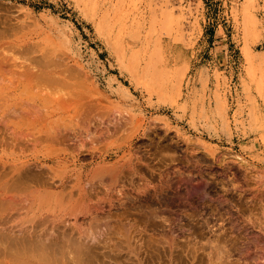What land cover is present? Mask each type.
<instances>
[{"label": "rangeland", "instance_id": "obj_1", "mask_svg": "<svg viewBox=\"0 0 264 264\" xmlns=\"http://www.w3.org/2000/svg\"><path fill=\"white\" fill-rule=\"evenodd\" d=\"M263 18L264 0H0L1 21H8L10 29L14 25L18 28L13 29L16 33L11 29L10 36L4 41L25 43L37 54H54L67 62L73 71H79L76 72L82 76L80 81L84 82V88H75L81 92L73 97L76 102L70 103L71 108L90 102L96 105L89 117L94 118L99 113L100 117L107 118L111 117L109 113L116 105L117 109L122 108L123 117L126 115L130 119L126 125L119 122L123 128L109 140L94 145L93 150L109 154L105 162L119 160L124 153L123 160H126L130 152L134 157L142 158L141 166L148 164L145 166L148 171L143 166L140 170V162L132 160L129 171L134 175L128 172L132 176L128 177L127 173L124 178L127 181L115 185L126 191L122 197L117 198L113 196L116 193L111 192L113 198L110 200V194L98 192L93 199L100 204L110 200L109 203L116 204L119 212L126 210L124 214L116 213L118 211L113 208L109 215L98 211L92 213L93 216H79L83 232H68L66 238L59 231H52L49 223L38 222L23 206H15L7 198L8 193L0 188V221L6 223L3 231L4 225L0 224V264H66V259L72 264H149L155 260L152 257H163L162 250L168 252L165 255L167 264H175L173 259L177 257V260L181 259L178 260L180 263L186 260L185 252L189 247L186 243L192 246L194 237L198 236L195 234L202 233L204 220L209 221L212 216L214 203L211 200L220 196L235 202L238 199L236 194L242 192L238 190L240 187L247 195L251 192L246 189H251L256 181L264 185ZM3 50L0 48V53L18 57L11 49ZM100 105L104 108H99ZM93 113L97 114L92 116ZM142 130H145L144 138ZM138 131L140 134L135 136ZM99 146L103 148L99 149ZM71 160L69 157L68 171L74 169V172H70L68 185L75 182L79 167ZM80 161L78 164H85L90 159ZM134 162H138V169ZM233 184L240 187L234 189ZM139 186L142 187L140 190ZM154 189L158 190L157 193ZM124 196H131L128 199H133L129 200L132 205ZM98 197L100 200L96 199ZM119 202L125 206L121 207ZM5 205H13V208ZM14 208L20 209L15 211ZM198 211L206 216L204 220L198 217ZM191 216L193 218L189 219ZM20 220L22 222L18 223ZM194 220L198 226L194 225ZM33 222L42 224V227L39 225L38 229L32 230L33 225L35 227ZM188 224L193 229L196 227L190 243L188 240L193 229L188 231L190 236L184 232L190 227ZM181 225L187 227L183 229ZM9 227H13L12 230ZM27 236L31 241L34 237L37 244L27 241ZM49 236L65 246H49L55 241ZM78 236L84 238L76 241ZM186 236L190 239L187 240ZM89 237H92L91 241ZM195 239L193 243L197 247ZM44 240L47 241L44 243ZM164 240L167 246L162 245ZM172 242L179 244L178 247ZM182 243L186 244L184 248L180 246ZM252 244H249L251 248L254 247ZM162 246L167 247L166 252ZM169 249L173 256L178 252L176 258L169 255ZM152 251L156 255H152ZM154 260L150 264L164 261ZM178 261L176 264H180Z\"/></svg>", "mask_w": 264, "mask_h": 264}, {"label": "bare ground", "instance_id": "obj_2", "mask_svg": "<svg viewBox=\"0 0 264 264\" xmlns=\"http://www.w3.org/2000/svg\"><path fill=\"white\" fill-rule=\"evenodd\" d=\"M7 22H6V20L1 21V19H0V48L2 51H5V50H3L5 48L8 51H9V49H11L12 54L17 53L18 55L17 54L16 55L18 57H16L15 55H11V53H10L11 56H8V55L6 56V55L0 53V188H1V191L4 190L5 191L4 193H8V197L7 196L6 197L9 198V200L12 201L15 206H18V205H20V207L23 206L25 208V210L32 213L34 218L36 217L39 220L38 222L42 223V221H43L44 223H46V222L49 223L50 228L53 229L52 231H54V230L59 231L58 233L59 234L61 233V236L63 235L62 237L65 236V238H66V236H68L67 233L68 232L71 233L72 231H74V232L77 231L75 233L80 234V231H81V233L83 232V230H81V228L83 226H82V223L80 222L81 218L78 219L79 216H84V215L90 216L92 213H96V212L98 213V211L102 212V213L108 212L106 215H109V213L112 211V209L116 207L115 206L116 204L115 205L112 204L113 202L109 203L111 198H113V196L117 197L119 195H121V197H122V194L123 195L126 194V193L124 194V192H126V191H124V189H121L122 187L118 186V189L116 188V186H115L116 183L120 182L121 184H124L123 180L126 177L125 175L128 172L132 173L129 171L130 170L129 168H131L130 166H131L132 160L135 159L136 161L140 162V164H139L140 166H141V163H143L141 157H139V156L134 157L132 154H130V152L128 153V158H126V160H123L124 157L126 156V153H124L119 158V160H116L113 162H105V160L107 159L109 154L103 155L99 152L100 150L98 152L93 150L94 145L99 144L102 141L109 140L111 137L115 136V133H117L119 130H121L123 128L119 124V122L123 121L122 125H126V124L130 123V119L126 118V115H124L125 117H123V114L121 111L122 108H120V110H119V109H117L116 105H114L112 107L111 113H109L111 115V117H107V118L106 117L105 118L100 117L99 113L94 118L89 117L90 111H93L92 108H94L96 105V104L93 105L90 102L87 104L82 103V105H80L79 107L73 106L75 108H71V106H69V105L73 104L72 102H74V101L76 102V100H74L73 97L79 96L80 92H81L78 89L77 90L79 92L75 91V88H77V87L82 88L84 85V82L80 81V77H82V76L79 77V74H78L79 71L76 70L78 73L76 71H73L70 68V66H68L67 62H64V60L62 58H59L54 54L53 55L51 53H50V55L37 54V51L34 48L33 49H32V47L30 48L25 43H17L14 41H11V42L10 41H4L5 39H7L10 36V30L12 29V31H15L13 29L17 28V26H16V28H14L15 27V25H14V27L10 29V25ZM10 24H12V23H10ZM15 33H16V31H15ZM13 50H15V52ZM80 75H81V73H80ZM78 98H80V97H78ZM83 98H86V97H81V99H83ZM83 102H85V101H83ZM102 107L104 108V105L99 107V108L102 109ZM115 113H116V115H115ZM94 114H97V113H93L92 116H94ZM117 114H118V117H117ZM101 115H102V112H101ZM119 115L122 117H120ZM118 125H120V127H118ZM146 130H148V129H146ZM137 134H140V132L138 131L135 134V136ZM141 135L144 138L145 130H142ZM142 137H141V139H142ZM120 138H121V136H119V139ZM123 138H124V135H123ZM104 145H105V143H104ZM103 146H99L98 148L99 149H100V147L103 148ZM145 150H147V149H145ZM134 151H137V150H134ZM71 153H72V155H71ZM153 154H155V153H153ZM147 155H148V153H147ZM69 157L72 159L71 161L74 163V166H79L78 169L76 170L75 182L71 185H68V182L70 183L69 176L71 174L70 172H74V169H71L70 171H68L69 166L67 165V162H68ZM82 159H84V161L86 159H90V162L85 163V164H78V161H80ZM170 159L172 160V158H170ZM121 160H122V162L118 164V162ZM47 162H49L50 165H46ZM138 162H134V166H136L135 168H137L138 165L136 163H138ZM147 162H148V158H147ZM145 163H146V161H145ZM140 166H138L139 169L142 168L143 165L141 167ZM145 166L148 167V164L143 166V168H145V170H146L147 168ZM87 167H89L88 170L86 172H84L83 170ZM143 168H142V170H143ZM137 169H135V170L140 172ZM147 171H148V169H147ZM129 173L127 174V176L129 175ZM228 173H230V172H228ZM245 175H247V174H245ZM129 176H132V175H129ZM181 176H180V178H181ZM257 176H255V177H257ZM135 177H137V176L135 175ZM182 177H184V175ZM252 177H251V180H253ZM127 179L129 181V178H127ZM132 179H133V177H132ZM185 179H187V178L185 177ZM70 180H71V178H70ZM72 180H73V178H72ZM131 181H133V180H131ZM181 181H182V179H181ZM176 184H177V182L175 183V185ZM204 184H206V183L204 182ZM240 184L242 186V183H240ZM248 184H250V183L248 182ZM262 185H263V183L260 181H256L255 183H253L251 185L252 186L251 189H249L250 187L248 189H246V191L249 190L251 192V193H248L250 195H248V194L245 195L246 194L244 192L245 190H243V188L240 187L239 185L236 184V187L234 184L231 185V187L233 186L234 189L235 188L237 189V186L240 187L238 190H242V192L245 193V194L242 192L237 193L238 195L236 194V196H238V199L235 202L224 200V199L220 198V196H219V198H216L214 200L210 199L212 201V203H214V205H213L214 207L212 208L213 210H211L212 216L210 215L211 216L210 220L208 221V220L203 219L206 217V216L204 217V214H202L203 210L200 211L202 213H200L198 211L199 212L198 217H200L202 220H204V222L202 221L204 223V225H203V227H201L203 229L200 228L202 230V233L200 234L201 231L198 232L199 234L195 232L196 236L200 235L199 241L197 239L198 236L194 237V230L196 227L193 229V228H191L190 224L187 225L190 227L181 225L183 227V229H184V227L185 228L187 227L186 228L187 231H185V229H184V232H188V231H191V229H193L191 231L192 234H190L191 236L189 235V232H188V235L191 237V239H190V237L186 236L187 240L190 239V240H188L189 243H190V241H192V239H193L192 237H194V239L196 238L198 241L197 247H196V243H193L194 239L191 243L192 246L184 241L187 244V246L189 245L187 251L185 252L186 253L185 259L187 261L184 260L182 257L184 262L182 261V263H180L178 260H181V259L177 260L178 257L176 258V255H177L176 253H178V252H175L174 256H173L171 254L170 249H169V255H172L171 256L172 258L173 257L176 258L173 260L176 261V263L178 261V263H180V264H183V263H185V264H264V192H263L264 190H261L264 185L263 186ZM124 186L126 187L127 185L125 184ZM124 186H123V188H124ZM141 186H139V190H140V188L144 187V186H142V187ZM196 186L199 187V185H196ZM196 186H193V187L195 188ZM201 186H203V185H201ZM130 187H132V186H130ZM198 187H196V189H198ZM133 188H132V190H130V188H129V190L131 192L132 191L135 192V189H133ZM200 189L202 190L203 188L200 187ZM234 189H232V190H234ZM99 190H101V191H99ZM154 190H156V189H154ZM238 190H234V191L238 192ZM137 191L138 190H136V193H138ZM147 191H148V189H147ZM157 191L158 190H156V193H157ZM160 191H162V190L160 189ZM249 191H247V192H249ZM98 192H104L105 194H110L111 192H115L117 195L113 194V196H112V194H110L112 197H110L109 202L108 201H107V203L105 202L107 204V205H105L104 202H103V204L102 203L100 204L98 201H93V199L95 197H97ZM226 193H227V191H226ZM206 194H207V192H206ZM140 195L143 196L142 194H140ZM134 196H135V194H134ZM99 197H100V194H99ZM99 197L96 199L100 200ZM101 197L103 198V196H101ZM124 197H127V196H124ZM130 197H127V199ZM203 197L205 198V196H203ZM105 198H107V197H105ZM117 198H119V197H117ZM121 200H119V201L121 202ZM129 200H133V199H128V201ZM112 201H113V199H112ZM208 201H209V198H208ZM211 201H209V202L211 203ZM120 202H119V205L121 204ZM117 203H118V201H117ZM130 203L132 205V202H130ZM189 204H191V203L189 202ZM224 204H225V206H224ZM122 205H123V203H122ZM122 205H120V206L122 207ZM168 205H167V207L165 205L166 209H168ZM5 206L9 207L11 205H5ZM123 206H125V205H123ZM129 206H130V204H129ZM135 207H137L136 204H135ZM165 207H164V209H165ZM224 207H226V208H224ZM16 209L19 210L20 208L19 209L16 208ZM16 209L14 208L15 211H17ZM139 209H140V207H139ZM221 210H222V212H221ZM125 211L126 210H124V209L122 210L123 214L125 213ZM153 211H155V209ZM193 211L195 212V210H193ZM120 212L118 211L116 213H120ZM122 212L120 214H122ZM135 212L137 213L138 211H135ZM161 212H163V210ZM112 213L114 214V212H112ZM139 213L140 212H138L137 214H139ZM148 214L151 215L150 213H148ZM91 216H93V215H91ZM40 217H43V218L39 219ZM109 217H111V216H109ZM161 217H162V215H161ZM10 218H11V216H10ZM145 218H147V217H145ZM191 218H193V217L192 216L189 217V219H191ZM8 219H9V217H7V220ZM200 221L201 220L199 219V222ZM20 222H22V221L21 220L18 221V223H20ZM23 222L25 223V221H23ZM28 222H30V220ZM163 222H165V221L163 220ZM4 223L5 222L2 221L0 224H3L4 226L3 225L2 226L5 227L6 223L5 224ZM33 223L35 224V227H34ZM33 223H32V225H33L32 230H34V228L38 229L37 227L39 225H41V227H42V224H44V223L38 224L36 222H33ZM36 224H38V225L36 226ZM105 224L106 225H104V226L107 228L108 227L107 223H105ZM197 224H195V220H194V225L196 226ZM21 225H22V223H21ZM108 225H109V223H108ZM117 225H119V224H117ZM10 226H12V225H10ZM22 226L24 228V224ZM119 226H121V225H119ZM3 227H2V231H3V229H6V227L5 228H3ZM112 227H113V225H112ZM122 227H120V228H122ZM12 228H10V229L12 230ZM7 229H8V227H7ZM10 229L7 230V232H9ZM51 229L47 232H50ZM107 229H109V228H107ZM19 230H20V228H19ZM39 232H40V230H39ZM45 232H46V230H45ZM75 233H74V235H76ZM181 233H182V231H181ZM83 235H85V234H83ZM138 235H140V234H138ZM37 236L35 238H37V240H38ZM79 236L75 237L76 238L75 240L78 241L77 238H79V242H80V238H84V236H82V237H79ZM44 237H43V239H44ZM50 237H51L52 241L55 239V241H53V242L57 243V244H55V243H52V244L63 245V242H62V244H59V241L57 242L56 238L52 239L53 237L49 236V239H50ZM71 237L73 238V235ZM92 237H89L90 241H91ZM153 237L155 238V236H153ZM165 237L168 238V235ZM27 238H28V236H27ZM30 238L31 237H29L26 240L30 242L31 241ZM97 238H95L96 241H97ZM181 238H180V240H181ZM13 239H15V238H13ZM87 239H85V240H87ZM196 239H195V241H196ZM16 240H17V238H16ZM37 240L36 239L34 240V237L32 239V241H34L35 243ZM62 240H63V238H62ZM183 240H185V238ZM32 241L30 243L34 244ZM46 241L47 240H44V243ZM69 241L71 242L72 240H69ZM92 241H95L94 238L92 239ZM204 241H207V243L204 244L205 243ZM152 242H153V240H152ZM16 243H15V245H16ZM162 243H163L162 244L163 246H167V245H164V243L166 244L165 240ZM172 243H174V242H172ZM183 243H182V245H180L182 248H184L183 245H186ZM251 243L254 244V247L252 246L253 248L250 247L251 245L249 246V244H251ZM1 244L2 243H0V245ZM13 244H14V242H13ZM153 244H151V245L154 247ZM174 244H176V243H174ZM41 245H42V243H41ZM78 245L81 246V243H79ZM178 245L176 244L177 247H178ZM64 246L65 245H63L62 247H64ZM83 246L85 247V245H83ZM163 246H162V248H163ZM55 247H57V246H55ZM89 247L90 246L88 245L87 248H89ZM156 247L153 248V249H155V251H156ZM9 248L7 247V249H9ZM165 248H166V250H165ZM165 248H163V249L166 252L167 247H165ZM173 248H176V247H173ZM58 249H59V247H58ZM60 250L61 249H59L58 252ZM175 251H177V248L175 249ZM56 252H54V253L58 254ZM147 252H149V250ZM158 252H157V254H158ZM182 252H181V254L183 256L184 254ZM152 253H153V251L151 252V254ZM166 253L168 254V252H166ZM166 253H163V250H162V254H164V255H162L163 257H161V258L159 257V258L160 259L165 258ZM179 253H180V251H179ZM55 254H53V255L57 256ZM181 254H179V255H181ZM21 255H23V254H21ZM103 255H105V254H103ZM152 255H156V254H152ZM66 256H67V252H66ZM171 257L169 259H171ZM147 258H149V257L147 256ZM152 258H155V260L153 259L154 261L158 260L159 263L162 260H164V261H162L163 263L161 262L160 264H165L167 261L166 258L162 259V260H159V258H157L155 256ZM180 258H181V256H180ZM96 259H97V256H96ZM133 259H135V258H133ZM153 260L150 261L149 264L151 262H153ZM170 261H172V260H170ZM68 262H67V264H68ZM73 264H74V262H73Z\"/></svg>", "mask_w": 264, "mask_h": 264}, {"label": "crops", "instance_id": "obj_3", "mask_svg": "<svg viewBox=\"0 0 264 264\" xmlns=\"http://www.w3.org/2000/svg\"><path fill=\"white\" fill-rule=\"evenodd\" d=\"M263 20H264V18H263ZM53 243H55V242H53ZM55 244H56V243H55ZM49 246H55V245L51 243V244H49ZM98 261H99V260H98ZM67 262H68V259H66V264H67ZM68 264H72V263L69 262ZM97 264H99V263H97Z\"/></svg>", "mask_w": 264, "mask_h": 264}]
</instances>
